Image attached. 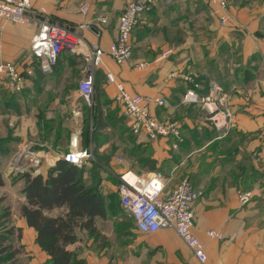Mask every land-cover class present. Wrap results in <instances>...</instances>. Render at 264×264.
I'll return each mask as SVG.
<instances>
[{"label": "crops", "instance_id": "obj_1", "mask_svg": "<svg viewBox=\"0 0 264 264\" xmlns=\"http://www.w3.org/2000/svg\"><path fill=\"white\" fill-rule=\"evenodd\" d=\"M127 1L32 0L36 19L70 28L106 52L95 73L98 90L88 106L79 99L78 85L73 91L59 90L75 74L83 77L85 58L64 50L52 73L39 79L31 51L38 27L0 18V64L13 62L24 74V88L15 92L21 115L12 131L20 143L39 149L33 151L43 164L55 159L45 173L38 172L44 177L77 138L79 150L92 154L85 163L98 157L110 163L102 172L104 195L118 193L112 179L129 170L158 173L168 183L166 192L188 178L203 193L194 203L193 232L204 244L207 260L201 263L174 230L143 233L133 219L128 231L113 228L108 233L110 221L98 218L94 234L80 231L79 242L68 248L87 264H264V0H226V25L209 0H153L152 11L133 31L131 60L118 65L107 52ZM102 17L107 23L96 22ZM87 24L92 29L82 28ZM118 82L132 94L165 99L166 105L151 103L150 110L160 120L181 121V139L132 134L123 105L115 100ZM189 90L199 98L223 97L220 110L231 113V124L216 126L202 102H184ZM9 93L0 75V115L6 113L3 101ZM217 118L219 125L225 123L222 113ZM46 120H52L48 130ZM87 126L97 130V137L83 143ZM140 156L150 163L140 164ZM17 227L29 252L26 264H48L50 257L36 244V231L23 217ZM211 231L220 237L210 236Z\"/></svg>", "mask_w": 264, "mask_h": 264}, {"label": "built area", "instance_id": "obj_2", "mask_svg": "<svg viewBox=\"0 0 264 264\" xmlns=\"http://www.w3.org/2000/svg\"><path fill=\"white\" fill-rule=\"evenodd\" d=\"M222 13L219 15L222 25H226L229 17L224 12L228 7L226 0H209ZM153 0H129L119 18L116 40L110 46L108 54L118 65H126L132 58V34L144 16L153 9ZM32 0H0V18L14 24L38 27L31 41V51L40 61L41 70L51 73L58 62L60 54L69 50L73 54L85 58L83 77L78 84L77 92L87 103L93 100L95 93L96 68L102 63L106 53L94 43L89 45L82 37L68 28L54 23L40 21L32 14ZM89 8L83 7V14L87 15ZM99 24L107 23V18L96 20ZM82 28L92 29L91 24ZM145 64H139L144 68ZM0 75L6 78L7 87L11 92H21L24 88V77L18 65L13 62L0 64ZM108 79L114 82L112 74ZM118 93L115 100L123 105L124 113L129 118V128L134 135L146 134L150 140L159 138H180L183 123L178 120L163 121L150 110V104L166 105L163 98H146L139 94L130 93L121 82L116 84ZM217 98V99H216ZM223 97L207 96L199 98L194 90H189L184 102H203L210 114V121L216 126L230 125L232 115L227 110H220ZM211 105V107H210ZM223 114L224 124L219 125L217 115ZM76 140V141H75ZM77 138L72 141V150L63 156L67 162L79 167L92 157L88 150H79ZM41 157L28 147L22 150L11 162L12 173L23 174L31 172L39 166ZM118 195L128 216L136 223L138 230L143 233H156L162 229L174 230L181 240L188 246L201 263H205L207 255L202 241L194 234V203L203 195L195 189L188 178L182 179L173 190L166 192L168 183L158 173L140 175L131 170L120 174ZM210 236H219L211 231Z\"/></svg>", "mask_w": 264, "mask_h": 264}, {"label": "trees", "instance_id": "obj_3", "mask_svg": "<svg viewBox=\"0 0 264 264\" xmlns=\"http://www.w3.org/2000/svg\"><path fill=\"white\" fill-rule=\"evenodd\" d=\"M36 65L35 71L38 73L39 79L46 77L48 73L41 70L39 60ZM25 74L27 75V73ZM22 75L24 77V74ZM94 87L96 89V81ZM7 96L9 98H4L3 101L6 113L2 112L4 115L17 113L19 111L17 95L13 92ZM51 122L52 120L44 122L45 130L52 128ZM13 133L12 131L11 134L13 135ZM96 137L97 130H90L88 126L83 129V143L86 140H94ZM10 139L12 138L0 139V153H7L10 150L5 145ZM137 160L142 165L150 163V160H146L142 156L136 157ZM106 166L109 167L110 163L100 157L81 167L60 159L49 168L47 179H44L42 175L32 177L30 172L20 175L25 179L23 187L25 201L21 206V216L25 219L28 227L36 231V244L50 257L48 264H87L78 252L68 247L79 242L80 231L88 230L90 235L94 234L96 219H107L110 211L116 210V206L125 211L117 192L104 195L101 191L102 172ZM119 178L112 179L116 185L119 184ZM4 184L5 181L0 172V186ZM11 233L12 231L8 234ZM18 235H21V229H19ZM5 237L9 240L8 236ZM10 247L8 246L4 252L9 251ZM15 255L16 252L13 251L6 259L16 260Z\"/></svg>", "mask_w": 264, "mask_h": 264}, {"label": "rangeland", "instance_id": "obj_4", "mask_svg": "<svg viewBox=\"0 0 264 264\" xmlns=\"http://www.w3.org/2000/svg\"><path fill=\"white\" fill-rule=\"evenodd\" d=\"M99 66H97L96 71ZM81 79V76L75 74L74 80L67 79V83L70 86L68 84L65 85L64 81L62 82L61 88L59 90H63V88L65 89L67 87H71L72 91L76 90V87ZM96 90H98L97 84ZM79 99L81 100L82 98ZM92 101L90 103L83 101V103L86 105H90ZM202 104L204 103L202 102ZM223 105H220V107L223 108ZM74 111L77 112L78 109ZM20 115L21 112L0 115V137L4 135L6 136V138H12L8 143V148L10 150H8L7 153H0V172L2 173V176L5 181V184L3 186H0V264H26L29 260V252L27 251L26 247H24L21 243L20 237H18L19 229L17 227L18 222L22 219L21 206L25 201V196L23 194L25 179L20 177L21 174L12 173L10 169V164L22 150L29 147L31 151L34 150L39 152V149L37 147H34V145L30 144L28 141L24 142L22 140V142L20 143L21 139H19L17 133H14L13 135L11 134L12 128H14L16 123L15 120L18 119L17 117H19ZM44 118H46V116H44ZM16 137L17 139H15ZM41 155H43V152H41ZM47 160L48 159H46L44 164L43 162H41L39 166L35 168L36 171L32 172L35 173L41 171L45 167V164L49 161ZM124 160L126 159L124 158ZM41 172L45 173L46 171ZM113 184V188H115L116 184L114 182ZM54 214H57V212H54ZM107 219L110 221L107 223L108 227L105 229V231L108 233L113 228L115 232L118 230V228L122 229V233L132 228L131 219L126 214V212L119 206H116L115 211H110V215ZM112 221L114 223H112ZM117 221H119V223H117ZM11 231L12 233L9 235L8 233ZM5 236H8L9 240L6 239ZM8 246H11L9 251L4 252V250ZM13 251L16 252V260L11 258L6 259V257L9 256V253Z\"/></svg>", "mask_w": 264, "mask_h": 264}, {"label": "bare ground", "instance_id": "obj_5", "mask_svg": "<svg viewBox=\"0 0 264 264\" xmlns=\"http://www.w3.org/2000/svg\"><path fill=\"white\" fill-rule=\"evenodd\" d=\"M55 159L51 158L46 164L45 167L41 171H45L48 165H52L54 163Z\"/></svg>", "mask_w": 264, "mask_h": 264}, {"label": "water", "instance_id": "obj_6", "mask_svg": "<svg viewBox=\"0 0 264 264\" xmlns=\"http://www.w3.org/2000/svg\"><path fill=\"white\" fill-rule=\"evenodd\" d=\"M40 173L36 172V173H32V177H36L37 175H39ZM44 177V176H43ZM44 179H47V175L44 177Z\"/></svg>", "mask_w": 264, "mask_h": 264}]
</instances>
